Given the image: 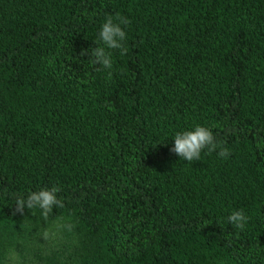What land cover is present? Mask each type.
Returning a JSON list of instances; mask_svg holds the SVG:
<instances>
[{
	"label": "trees",
	"instance_id": "16d2710c",
	"mask_svg": "<svg viewBox=\"0 0 264 264\" xmlns=\"http://www.w3.org/2000/svg\"><path fill=\"white\" fill-rule=\"evenodd\" d=\"M117 15L128 52L89 63ZM196 125L227 159L170 151ZM53 186L64 207L47 219L14 212ZM12 258L264 264V0H0V264Z\"/></svg>",
	"mask_w": 264,
	"mask_h": 264
},
{
	"label": "clouds",
	"instance_id": "9594fccd",
	"mask_svg": "<svg viewBox=\"0 0 264 264\" xmlns=\"http://www.w3.org/2000/svg\"><path fill=\"white\" fill-rule=\"evenodd\" d=\"M115 21L112 16L106 17L98 34L101 44L91 49L90 52L86 50L82 53V55L86 54L89 56V63L101 65L105 69H111L112 58L106 49L119 50L121 55H125L128 52V48L124 44L126 32L121 25L127 26L130 21L120 15L115 17ZM109 75H111L110 72ZM173 140L174 146L170 151L185 161H199L200 154L204 149H207L209 153L217 152V155L224 159H227L230 155L229 149L217 141L213 131L201 125L194 126L193 130L176 132ZM59 192L60 188L53 186L51 188H41L39 191L30 192L26 197L18 196L15 200L14 212L23 214L25 208H39L42 210L41 215L47 219L52 214L54 206L64 207L62 198H58L57 194ZM248 219L243 210H233L227 216V221L238 230L244 229ZM61 227L71 232L74 225L68 222L61 225Z\"/></svg>",
	"mask_w": 264,
	"mask_h": 264
},
{
	"label": "rangeland",
	"instance_id": "374dc122",
	"mask_svg": "<svg viewBox=\"0 0 264 264\" xmlns=\"http://www.w3.org/2000/svg\"><path fill=\"white\" fill-rule=\"evenodd\" d=\"M9 264H15V258H12V260L9 262Z\"/></svg>",
	"mask_w": 264,
	"mask_h": 264
}]
</instances>
